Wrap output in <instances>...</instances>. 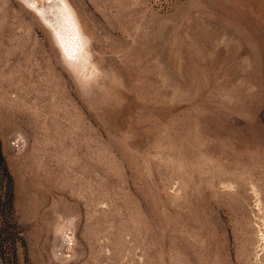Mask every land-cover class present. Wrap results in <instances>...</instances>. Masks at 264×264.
Returning a JSON list of instances; mask_svg holds the SVG:
<instances>
[{"label":"rangeland","instance_id":"374dc122","mask_svg":"<svg viewBox=\"0 0 264 264\" xmlns=\"http://www.w3.org/2000/svg\"><path fill=\"white\" fill-rule=\"evenodd\" d=\"M0 264H264V0H0Z\"/></svg>","mask_w":264,"mask_h":264}]
</instances>
